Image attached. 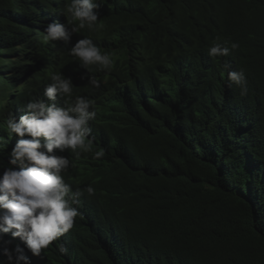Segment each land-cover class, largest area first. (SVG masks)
<instances>
[{"label":"trees","instance_id":"16d2710c","mask_svg":"<svg viewBox=\"0 0 264 264\" xmlns=\"http://www.w3.org/2000/svg\"><path fill=\"white\" fill-rule=\"evenodd\" d=\"M98 2L102 27L71 42L90 38L115 61L93 66V89L71 44L44 40L70 0H0V174L16 142L7 113L44 98L51 72L95 102L93 152H105H57L72 161V190L95 193L79 197L72 229L27 253L31 264H264V0ZM218 37L239 48L210 57ZM241 69L243 95L228 79ZM8 240L20 243L3 236L0 264Z\"/></svg>","mask_w":264,"mask_h":264},{"label":"clouds","instance_id":"9594fccd","mask_svg":"<svg viewBox=\"0 0 264 264\" xmlns=\"http://www.w3.org/2000/svg\"><path fill=\"white\" fill-rule=\"evenodd\" d=\"M100 7L98 0H70L65 4L63 14L67 23L53 21L44 29L45 41H62L70 45L75 34L87 27L97 30ZM74 22H78L74 23ZM230 45V46H229ZM239 44L229 40L220 42L219 37L208 49L210 57L228 56ZM69 54L75 57L85 70L81 79H87L88 86L99 89L101 81L92 75L93 66L97 71H110L115 64L109 53L101 52L90 38H82L71 44ZM230 66L225 64V68ZM50 83L43 92L44 98L31 99L22 114L7 113L4 121L10 138L15 144L8 152V167L0 174V240L5 234L17 239L15 247H9L11 240L4 241L3 264H31L32 256H41L42 250L74 226L78 215L76 205L85 192L94 195L95 189L88 185L83 190H72L64 180L72 161L68 156L58 155L70 151L75 159L82 153H93L94 159L105 155L103 149L93 152L90 121L97 116L95 102L84 96L73 99V82L61 72L49 73ZM228 79L241 87L246 94L244 71H228ZM65 101L58 106L57 98ZM0 145V151H6ZM23 245V246H22ZM60 252L66 249L58 245Z\"/></svg>","mask_w":264,"mask_h":264}]
</instances>
